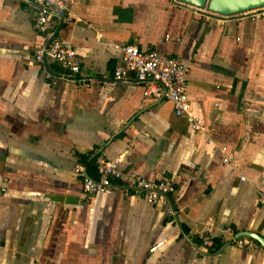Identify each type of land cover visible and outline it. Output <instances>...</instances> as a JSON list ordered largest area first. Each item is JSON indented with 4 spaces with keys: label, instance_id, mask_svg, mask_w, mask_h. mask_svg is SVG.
Returning a JSON list of instances; mask_svg holds the SVG:
<instances>
[{
    "label": "crops",
    "instance_id": "1",
    "mask_svg": "<svg viewBox=\"0 0 264 264\" xmlns=\"http://www.w3.org/2000/svg\"><path fill=\"white\" fill-rule=\"evenodd\" d=\"M65 2L71 15L53 13L38 32L34 1L0 0V264H264V15L219 19L178 0ZM54 38L75 48L78 74L33 62L34 44ZM126 42L187 66L204 130L145 97L146 82L112 77L114 44ZM84 157L92 176L98 157H119L123 170L170 177L177 223L128 187L84 198L73 170ZM204 230L215 236L207 251Z\"/></svg>",
    "mask_w": 264,
    "mask_h": 264
},
{
    "label": "built area",
    "instance_id": "2",
    "mask_svg": "<svg viewBox=\"0 0 264 264\" xmlns=\"http://www.w3.org/2000/svg\"><path fill=\"white\" fill-rule=\"evenodd\" d=\"M32 1L37 5L33 17V28L38 32L45 31L48 20L53 13L66 12L71 15L65 0ZM187 5L208 17L219 19H227L235 15L253 18L264 15V6L238 14L224 15L209 11L206 8ZM114 47L119 49L121 53V62L112 70V77L115 80L128 81L133 78L137 82H146L145 97L165 98L171 102L176 116L184 117L192 129L204 130L199 119L191 112L186 80L188 68L184 63L176 57L161 55L156 49L142 50L136 43L132 42L116 43ZM47 60L57 63L67 75H76L80 72L81 60L75 48L68 41L54 38L48 42L45 40L34 44L33 62L44 64ZM225 159H229V156L226 155ZM73 170L81 176V189L84 198H90L97 193H111L117 186L128 187L137 195L143 196L148 204L160 208L168 223H177V209L170 198L176 188L170 177L149 179L137 171L123 170L120 167L119 157L114 159L98 157L95 164V176L88 174L86 166L82 163L76 164ZM241 179L244 180L245 177L242 176ZM257 202L264 207L263 193L257 194ZM220 233L223 237L233 235L230 227L222 228ZM197 239L200 249L207 251L213 245L215 236L209 230H204L197 233ZM236 242L243 246L249 244L246 239H237ZM163 243V240L156 242L149 248V251H155Z\"/></svg>",
    "mask_w": 264,
    "mask_h": 264
},
{
    "label": "water",
    "instance_id": "3",
    "mask_svg": "<svg viewBox=\"0 0 264 264\" xmlns=\"http://www.w3.org/2000/svg\"><path fill=\"white\" fill-rule=\"evenodd\" d=\"M182 3L224 15L238 14L264 6V0H178ZM70 21L69 18L65 19Z\"/></svg>",
    "mask_w": 264,
    "mask_h": 264
},
{
    "label": "trees",
    "instance_id": "4",
    "mask_svg": "<svg viewBox=\"0 0 264 264\" xmlns=\"http://www.w3.org/2000/svg\"><path fill=\"white\" fill-rule=\"evenodd\" d=\"M82 159L86 162V169H87L88 174H91L94 170V167L93 166L91 167V163H90L92 160L88 162L87 161L88 159L86 157H84ZM91 169H92V171H91Z\"/></svg>",
    "mask_w": 264,
    "mask_h": 264
}]
</instances>
